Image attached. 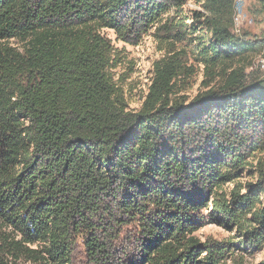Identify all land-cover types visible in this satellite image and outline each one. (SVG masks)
Here are the masks:
<instances>
[{"label":"trees","instance_id":"trees-1","mask_svg":"<svg viewBox=\"0 0 264 264\" xmlns=\"http://www.w3.org/2000/svg\"><path fill=\"white\" fill-rule=\"evenodd\" d=\"M246 8L263 22L264 0ZM163 16L164 35L197 41L215 84L173 99L186 62L177 51L152 64L140 110H128L101 31L136 44ZM233 16L231 0H0V264H70L80 234L91 264H122L94 236L103 218L107 237L135 226L138 257L127 264H233L236 243L195 236L209 205L215 222L241 228L261 203L243 235L264 245V78L246 74L264 36L235 32ZM249 159L255 187L226 200L223 186Z\"/></svg>","mask_w":264,"mask_h":264},{"label":"rangeland","instance_id":"rangeland-1","mask_svg":"<svg viewBox=\"0 0 264 264\" xmlns=\"http://www.w3.org/2000/svg\"><path fill=\"white\" fill-rule=\"evenodd\" d=\"M248 0H245L244 18L239 26V33L248 31L255 35L256 38L264 36V26L262 22L251 18L247 12ZM187 10L198 9V5L189 2L186 6ZM188 14V13H186ZM190 15V14H188ZM165 18L164 16L157 24L150 27L144 33L136 44H128L120 41L116 35L110 30H103L101 34L109 40L112 48L111 52V68L110 74L116 88L124 97L127 109L131 111H139L145 97L148 94L149 87L152 82V64L163 57H167L177 51L185 54V63L182 73L173 81V99L185 102L190 101L198 93L205 91L208 87L215 84L213 81L207 84L210 76L206 74L202 63L199 62L197 56L196 44L191 35L186 34L185 37L177 42L175 39L164 35ZM189 25L190 21H186ZM236 29V30H235ZM237 32V28H234ZM254 36V37H255ZM171 52V53H170ZM258 58V57H257ZM256 59L250 62L246 69V74H256L261 79L264 78V72H259L255 68ZM216 78V77H214ZM208 85V87L206 86ZM247 170H241L239 177L234 178V183L223 186L226 200L230 199V191L232 188H238L240 195L248 192V186L255 187L258 173L255 172L256 165L253 160L249 159L244 166ZM261 207V203H255L252 210L247 209L242 215L244 225L241 228L231 223H224V220L215 222L212 217L211 206L205 207L198 212L197 219L201 221L203 226L195 233L200 243L206 240H215L222 243H236L241 251H235L234 257L230 258L229 263L233 264H262L264 263V245L261 248L253 249L247 245V236L243 235L244 229L248 225H252L251 218L253 212ZM105 218L97 219L98 222L96 232L94 233L98 240L105 242V249L108 252H114V260L122 264H127L129 260L135 261L137 256L136 246L134 243V234L137 232L135 226L129 223L120 225L112 229V234L107 237V231L101 229ZM107 228V225L104 226ZM248 229V228H247ZM246 229V230H247ZM85 235H76L72 239L70 264H91L90 257L84 248ZM244 245V247H243ZM29 249H37L35 245H27ZM8 264H39L28 258V256H19L17 258H9Z\"/></svg>","mask_w":264,"mask_h":264},{"label":"built area","instance_id":"built-area-1","mask_svg":"<svg viewBox=\"0 0 264 264\" xmlns=\"http://www.w3.org/2000/svg\"><path fill=\"white\" fill-rule=\"evenodd\" d=\"M232 2H237L236 15L232 19L233 28H237L239 33V26L244 18L245 0H231ZM255 68L259 71L264 72V61H259L255 64Z\"/></svg>","mask_w":264,"mask_h":264},{"label":"bare ground","instance_id":"bare-ground-1","mask_svg":"<svg viewBox=\"0 0 264 264\" xmlns=\"http://www.w3.org/2000/svg\"><path fill=\"white\" fill-rule=\"evenodd\" d=\"M233 6H234V16L236 15V11H237V2H232ZM233 16V17H234ZM236 30V29H235ZM259 61H264V47L262 52L260 53V55L258 56L256 63H258Z\"/></svg>","mask_w":264,"mask_h":264},{"label":"crops","instance_id":"crops-1","mask_svg":"<svg viewBox=\"0 0 264 264\" xmlns=\"http://www.w3.org/2000/svg\"><path fill=\"white\" fill-rule=\"evenodd\" d=\"M262 19H263V22L261 24H262V26H264V16L262 17Z\"/></svg>","mask_w":264,"mask_h":264}]
</instances>
